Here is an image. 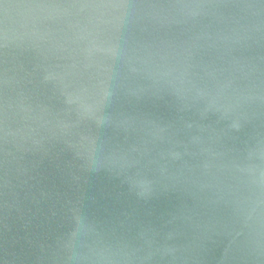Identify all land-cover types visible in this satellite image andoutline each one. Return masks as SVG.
<instances>
[{"label": "water", "instance_id": "95a60500", "mask_svg": "<svg viewBox=\"0 0 264 264\" xmlns=\"http://www.w3.org/2000/svg\"><path fill=\"white\" fill-rule=\"evenodd\" d=\"M0 264H264V0H0Z\"/></svg>", "mask_w": 264, "mask_h": 264}]
</instances>
